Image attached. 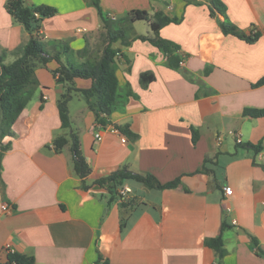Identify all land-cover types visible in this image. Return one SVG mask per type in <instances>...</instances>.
Masks as SVG:
<instances>
[{
	"label": "crops",
	"instance_id": "crops-1",
	"mask_svg": "<svg viewBox=\"0 0 264 264\" xmlns=\"http://www.w3.org/2000/svg\"><path fill=\"white\" fill-rule=\"evenodd\" d=\"M219 1L224 16L210 14L209 0H99L101 14L93 0H25L55 9L36 36L68 43L75 65L102 56V15L113 16L108 23L117 28L131 11L151 20L162 13L176 21L159 36L177 49L172 64L148 41L134 39L152 36L148 22L131 24L129 44H113L118 86L104 126L78 92L66 113L59 108L65 85L54 74L55 60L35 70L38 87L2 141L9 148L0 157V264L10 254L35 264H264V116L244 115L264 109V85L255 86L264 76V0ZM6 2L0 0V55L8 64L30 35ZM224 22L258 37L248 43L225 35ZM143 73L153 76L146 87ZM91 85L74 80L76 90ZM73 96L78 103L70 110ZM73 133L90 168L83 180L73 170ZM61 136L68 143L57 152L53 140ZM123 168L161 184L180 178V185L156 190L127 180L125 201L119 185L113 195L94 185ZM218 236L221 259L204 244Z\"/></svg>",
	"mask_w": 264,
	"mask_h": 264
},
{
	"label": "trees",
	"instance_id": "trees-1",
	"mask_svg": "<svg viewBox=\"0 0 264 264\" xmlns=\"http://www.w3.org/2000/svg\"><path fill=\"white\" fill-rule=\"evenodd\" d=\"M209 1L211 5L210 14L212 16L215 14L225 15L226 8L219 0ZM93 3L101 14L98 5L99 0H93ZM5 9L16 23L25 28L30 38L24 46L17 50V58L12 63L6 64L4 62V55H0V157L9 148L8 144L2 143L3 139L12 135L11 127L13 123L38 87V81L35 76V70L38 67L45 66L51 60H55L59 64L54 74L57 75L58 81L63 82L65 85V91L58 100V106L63 112H67V104L71 100L73 93L78 92L85 98L90 110L94 112L96 122L104 126L106 124V117L110 115L116 103V90L118 86L115 66L117 51L113 47V44L117 41H120L124 46L129 44V34L132 30L131 24L136 21L148 22L152 36H136L134 39L148 41L167 55L171 63L174 60L173 53L177 49L174 43L159 36V31L162 27L176 21L169 19L162 13H155L151 20L150 16L144 11H131L117 28H111L108 23L110 21L108 19L110 18L102 15L104 26L106 27L107 40V46L103 50L102 56L99 59H86L81 64L75 65L73 63V52L68 43L53 42L49 44L41 41L36 36L40 22L45 18L52 17L56 13L54 8L44 5L29 7L26 5L25 0H7ZM220 27L225 35L235 36L248 43L254 42L258 37L256 34L246 36L229 23H220ZM48 46L54 50V54L48 51ZM180 61L178 59L175 62L177 67H179ZM76 78L91 79V87L87 90H76L74 87V80ZM151 81H153L152 74L143 73L140 75L142 87H146ZM262 85H264V76L255 84V86ZM91 98H94V102L90 101ZM244 115L253 118L262 117L264 116V109H246ZM119 131L132 141L137 138L127 127L119 128ZM192 133V144L194 145L197 141V134L195 132ZM70 141L73 170L83 180L89 174L90 168L85 157L80 152L76 134L70 135ZM67 143L68 139L61 136L53 140V147L59 152ZM248 147L254 148L251 145H248ZM255 149L258 150V148ZM127 180H135L149 189L156 190L172 189L180 185V178L161 184L151 174H135L126 168L118 170L108 177L95 180L94 185L105 187L113 195L116 192L117 186L122 185ZM84 188L88 187L84 185ZM204 244L212 249L220 259L224 257L225 249L221 236L205 239ZM7 263L35 264L33 258L21 254L8 255Z\"/></svg>",
	"mask_w": 264,
	"mask_h": 264
},
{
	"label": "built area",
	"instance_id": "built-area-1",
	"mask_svg": "<svg viewBox=\"0 0 264 264\" xmlns=\"http://www.w3.org/2000/svg\"><path fill=\"white\" fill-rule=\"evenodd\" d=\"M110 19L112 21L115 20V18L113 16H110ZM77 32L78 33H83V32H85V29H79V30H77ZM184 63H185V60H181L179 62V67H183ZM113 131H115V130L113 129ZM96 137L99 139V135H96ZM223 191H224V193L226 195H230L231 194V189L229 187L223 188ZM129 194H130V189L128 188L127 185L122 184V185L119 186V188L117 190V195H118L119 201H125L126 199H128ZM2 210L4 212H8L10 210V207H8L6 204H3L2 205ZM233 223L235 224L236 222H233Z\"/></svg>",
	"mask_w": 264,
	"mask_h": 264
},
{
	"label": "rangeland",
	"instance_id": "rangeland-1",
	"mask_svg": "<svg viewBox=\"0 0 264 264\" xmlns=\"http://www.w3.org/2000/svg\"><path fill=\"white\" fill-rule=\"evenodd\" d=\"M78 100L75 98V96H73V102L70 104V110H72L74 104H77ZM80 103H83V101H81Z\"/></svg>",
	"mask_w": 264,
	"mask_h": 264
}]
</instances>
